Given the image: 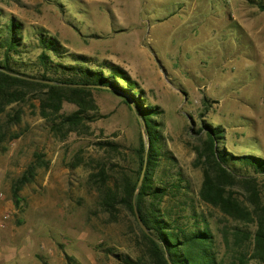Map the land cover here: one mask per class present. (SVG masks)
Wrapping results in <instances>:
<instances>
[{
	"label": "rangeland",
	"instance_id": "rangeland-1",
	"mask_svg": "<svg viewBox=\"0 0 264 264\" xmlns=\"http://www.w3.org/2000/svg\"><path fill=\"white\" fill-rule=\"evenodd\" d=\"M257 2L264 4L0 0V30L9 18L21 23L24 62L35 63L42 53L36 37L43 30L67 50L60 58L50 53L54 61L73 63L70 55L82 54L89 64L126 69L146 103L158 107L164 151L177 160L171 173H179L194 190L196 211L209 221L223 252L218 229L231 221L197 201L202 169L194 165L195 147L204 132L196 131L205 124L221 127L222 150L264 158V11ZM93 94L99 114L88 123L90 134L64 139L40 116L38 101L7 108L23 112L18 125L6 126L0 145V264H122L116 253L137 257L135 226L123 212L112 219L99 212L86 165L107 156L99 142L136 148L144 132L119 95L107 89ZM75 109L64 103V112ZM5 121L6 114H0V127ZM13 134L19 137L12 140ZM80 158L82 164L72 167ZM31 166L35 176L22 185ZM258 182L264 200V176Z\"/></svg>",
	"mask_w": 264,
	"mask_h": 264
},
{
	"label": "trees",
	"instance_id": "trees-1",
	"mask_svg": "<svg viewBox=\"0 0 264 264\" xmlns=\"http://www.w3.org/2000/svg\"><path fill=\"white\" fill-rule=\"evenodd\" d=\"M257 3L264 11V4ZM22 37L21 23L15 17L0 30V114L7 116L5 126L0 127V145L7 137L6 126L18 125L23 112L19 108L6 112L7 108L30 101H38L40 116L60 139L71 133L90 134L88 123L99 114L93 92L103 89L119 95L146 126L148 152L142 134L136 148L105 140L99 145L107 156L86 165L90 167L87 185L96 192L99 212L110 219L123 212L135 226L139 253L136 258L116 253L122 264H264V200L258 182L259 176H264V158L236 156L222 150L221 127L205 124L196 131L199 135L204 132L203 140L195 147L194 165L202 169L197 201L216 208L231 221L218 229L224 246L220 252L209 221L196 211L194 190L179 173H171L177 160L164 151L155 119L160 113L158 107L146 103L144 91L126 69L108 62L89 64L82 54H71L73 63L54 61L50 53L60 58L67 50L43 30L36 37L42 53L35 63L24 62L21 56L26 45ZM65 102L76 109L64 112ZM18 137L10 136L12 140ZM145 155L146 171L136 193ZM37 161L43 163L39 157ZM82 162L80 158L71 166ZM239 166L248 170L242 172ZM34 169L31 166L28 175L21 178L22 185L31 182ZM135 206L148 233L138 223Z\"/></svg>",
	"mask_w": 264,
	"mask_h": 264
},
{
	"label": "water",
	"instance_id": "water-1",
	"mask_svg": "<svg viewBox=\"0 0 264 264\" xmlns=\"http://www.w3.org/2000/svg\"><path fill=\"white\" fill-rule=\"evenodd\" d=\"M135 114H136V113H135ZM136 116H137V119H138V121L140 122V124H141V126H142V129H143V132H144V133H143V137H144V139L147 141V140H148V136H147V133H146V126H145L143 120H142L138 115H136ZM146 146H147L146 151L148 152V149H149V146H150V143H149L148 141H147V143H146ZM146 159H147V156L145 155L144 169H143V171L141 172V175H140V178H139V181H138V184H137L136 193H138V191H139V189H140V187H141V185H142V183H143L144 172L146 171ZM136 208H137V207L135 206V208H134V212H135V216H136V218H137V220H138V223L140 224L141 229H142L145 233H148V230L145 228L146 226L143 224V222H142V220H141V218H140V216H139V214H138Z\"/></svg>",
	"mask_w": 264,
	"mask_h": 264
},
{
	"label": "crops",
	"instance_id": "crops-1",
	"mask_svg": "<svg viewBox=\"0 0 264 264\" xmlns=\"http://www.w3.org/2000/svg\"><path fill=\"white\" fill-rule=\"evenodd\" d=\"M2 260H3V259H2ZM2 260H1V261H2Z\"/></svg>",
	"mask_w": 264,
	"mask_h": 264
}]
</instances>
